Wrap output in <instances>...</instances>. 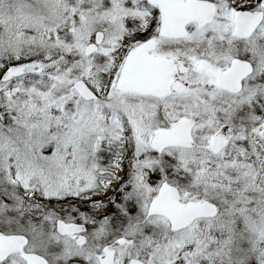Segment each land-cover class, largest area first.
Instances as JSON below:
<instances>
[{
    "label": "snow or ice",
    "instance_id": "obj_1",
    "mask_svg": "<svg viewBox=\"0 0 264 264\" xmlns=\"http://www.w3.org/2000/svg\"><path fill=\"white\" fill-rule=\"evenodd\" d=\"M0 264H264V0H0Z\"/></svg>",
    "mask_w": 264,
    "mask_h": 264
}]
</instances>
